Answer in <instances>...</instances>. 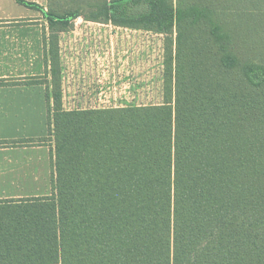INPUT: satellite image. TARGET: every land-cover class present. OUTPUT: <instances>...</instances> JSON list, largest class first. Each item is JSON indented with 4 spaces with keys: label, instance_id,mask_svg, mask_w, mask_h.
Listing matches in <instances>:
<instances>
[{
    "label": "trees",
    "instance_id": "16d2710c",
    "mask_svg": "<svg viewBox=\"0 0 264 264\" xmlns=\"http://www.w3.org/2000/svg\"><path fill=\"white\" fill-rule=\"evenodd\" d=\"M235 1L49 4L58 22L175 28V47L157 104L64 110L54 77L48 135L27 142L53 144L51 194L9 201L0 264H264V60Z\"/></svg>",
    "mask_w": 264,
    "mask_h": 264
},
{
    "label": "crops",
    "instance_id": "0c3cea01",
    "mask_svg": "<svg viewBox=\"0 0 264 264\" xmlns=\"http://www.w3.org/2000/svg\"><path fill=\"white\" fill-rule=\"evenodd\" d=\"M22 1L37 4L40 0ZM40 22L37 9L20 3L19 0H0V142H8L0 146V155L9 158H51L50 148L53 144L50 140L40 144L27 143L48 135L46 90L51 88V77L49 48L46 46L49 47V38L46 36L48 28H41ZM59 33L62 34L63 41L70 45V55H65L62 59L63 71L59 68V87L64 110L157 104L101 105L107 101L103 98L114 99L115 96L124 95L121 93H128L129 85H134V82L124 81L127 82L125 85L119 79L115 82L101 75L99 64H103L104 60L98 56L92 58L76 55L77 50L82 53V43L89 45L97 55L102 53L101 47L104 44L108 45L113 41L127 43L129 35L110 36L103 32V28H71L69 31L60 30ZM58 40L60 43L61 36ZM97 44L100 47L97 48ZM30 79L35 82H25ZM133 90L132 88L130 92L134 93ZM32 174L40 175V171L39 174ZM4 204L0 202V208ZM9 204L15 202H8Z\"/></svg>",
    "mask_w": 264,
    "mask_h": 264
},
{
    "label": "rangeland",
    "instance_id": "374dc122",
    "mask_svg": "<svg viewBox=\"0 0 264 264\" xmlns=\"http://www.w3.org/2000/svg\"><path fill=\"white\" fill-rule=\"evenodd\" d=\"M37 4L42 8L39 10L41 28H48L46 36L47 39L49 38V47L46 46V48H49L50 92L56 88L54 77L59 75V68L61 70L64 68L61 65L64 62L62 59L65 55H70L68 52L70 45L68 42L65 43L63 41L62 34L60 35L59 33L60 30L69 31L71 28H103V32L105 31V34H110V36L129 35L128 42L119 43L113 41L112 43H108V45L104 44L101 47L102 53L99 52L97 55L94 49L82 43V53L77 50L76 55L82 54L92 58L98 56L104 60L103 64H99L101 75L113 79L115 82L118 79L121 82H134V85H129L128 93H121L124 95L115 96L114 99H111V97L103 98L107 101L101 105L148 104L161 103L163 101L165 49L169 43H172V49L174 50L175 28L172 29L171 34L159 33L143 28L118 26L111 22L91 21L87 18L88 14L85 13H80V15L70 13L65 20L58 22L49 19V16L46 14L49 4L52 6H56L57 4L70 6L71 0H40ZM235 4H240L238 6L240 11L230 15L229 21L233 25L232 28H257L258 34L249 43H258L259 60H264V0H240L238 2L235 1ZM250 8L255 9L254 14L248 13L247 9ZM60 36L61 41L58 43ZM98 47H100L99 44H97ZM57 57L59 63H57ZM58 64L60 65L58 66ZM124 84L127 85V82H124ZM132 88L134 89V93L130 92ZM113 91L119 92V90ZM39 171L40 175L32 174H39ZM50 173L51 158L50 160L39 158V156H16L9 158L0 155V202L5 203L0 208V213L15 211L12 209L16 205H8L10 200L16 201L51 194Z\"/></svg>",
    "mask_w": 264,
    "mask_h": 264
}]
</instances>
